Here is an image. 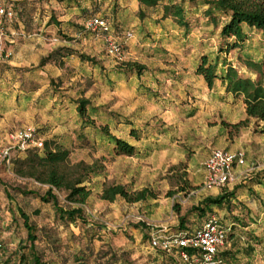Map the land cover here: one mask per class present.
<instances>
[{"label":"rangeland","instance_id":"obj_1","mask_svg":"<svg viewBox=\"0 0 264 264\" xmlns=\"http://www.w3.org/2000/svg\"><path fill=\"white\" fill-rule=\"evenodd\" d=\"M164 2L181 5L186 24L164 17L163 4L147 8L139 0H0L14 11L0 26L2 264H20L23 254L32 264L19 209L36 227L37 253L47 264H200L152 249L150 230L172 235L202 225L207 210L197 191L209 190L206 162L213 150L242 153L234 168L246 163L251 168L258 159L264 163V123L228 126L247 119L244 103L221 102L219 92L209 94L196 73L206 57L220 69L226 61L241 76L260 79L245 67L247 59L263 64L264 81V36L245 28L246 41L232 48L221 36L228 21L222 13L208 14L200 1ZM91 15L110 21L122 44L120 55H110L104 41L86 31ZM129 32L133 38L127 40ZM81 99L90 102L88 118L98 127L108 125L135 147L134 155L116 154L114 144L82 120ZM25 132L52 148L69 149L72 165L101 168L87 183L92 193L80 211L66 202L64 191L54 189L60 205L81 217L62 221L52 204L41 201L48 186L14 173L15 161L34 148V141L21 139ZM111 185L130 193L146 190L148 198L102 200L104 187ZM244 219L220 250L224 264H264V220Z\"/></svg>","mask_w":264,"mask_h":264},{"label":"trees","instance_id":"obj_2","mask_svg":"<svg viewBox=\"0 0 264 264\" xmlns=\"http://www.w3.org/2000/svg\"><path fill=\"white\" fill-rule=\"evenodd\" d=\"M164 1L165 0H139L140 4L147 8H156L159 4H163L162 9L164 17L171 16L180 24H186L184 21V8L181 5L172 2L165 3ZM189 1H200L203 5L209 7L207 10L208 14L212 15L214 11H217L228 18V21L222 27L221 36L232 41V43H227V45L232 48H238L246 41L247 33L245 32V28L255 29L264 36V0ZM93 16L96 15H91L88 19ZM244 64L249 71L259 75L260 79L253 80L241 76L239 71L234 68L231 63L226 61L224 62L222 69H220L218 64L211 63L206 57L202 58L196 69L197 75L204 78L209 89L212 90L216 81L220 80L226 85L228 93H231L235 98L243 101L247 119L237 124L228 125L235 129L245 127L250 120L264 123L263 64L247 59ZM89 105L90 102L85 99H81L78 102L77 111L82 120L88 126L101 132L102 140L113 143L116 154L125 156L134 155L135 147L114 136L108 125L98 127L94 120L88 118ZM43 148L44 153L41 154L39 150H42ZM43 148L27 149L26 157L15 161L14 173L20 178L32 179L41 185L48 186L47 192L40 197L41 201L45 204H52L59 219L72 222L77 216H82L80 212L77 211H80L81 207L86 205L92 193L91 189L87 186V183H89L91 178L100 176L101 168L97 167L96 164L87 165L84 162L72 165L70 162L71 151L63 148L61 145H55V147L52 148L50 143H44ZM54 189L57 191H64L66 193V202L69 205L77 206L78 210L76 211L75 209L62 207ZM21 194L37 195L32 191H21ZM119 197L131 203L142 202L147 200L148 191L143 190L130 193L122 185H111L104 187L101 194L102 200L111 203L115 202ZM225 198L226 196H223L219 199L212 200L211 203L220 204ZM19 213L28 233L27 241L30 244L29 248L32 254V264H47L42 261V258L37 253V229L31 223L30 216L22 209H19ZM39 213L38 210L35 211L36 215ZM182 228H184V224H182ZM174 253L176 254L177 252L175 251ZM222 258L224 261L225 259L223 256ZM28 262V257L23 254L20 264H28Z\"/></svg>","mask_w":264,"mask_h":264},{"label":"built area","instance_id":"obj_3","mask_svg":"<svg viewBox=\"0 0 264 264\" xmlns=\"http://www.w3.org/2000/svg\"><path fill=\"white\" fill-rule=\"evenodd\" d=\"M14 11L0 4V26L3 20H12ZM86 31L105 43L110 55H120L122 44L113 37V28L107 18L96 15L85 22ZM133 38L132 33L126 34V39ZM0 56V61H1ZM23 142H33L35 134L25 132L21 134ZM25 146V145H23ZM44 143L34 141V148L42 149ZM29 148V147H28ZM243 154H235L225 150H213L206 162L207 179L205 186L209 189L222 188L233 179V170L236 163L243 161ZM150 245L152 249L160 251H176L181 261L193 263L199 260L200 264H224L221 248L227 241L228 229L222 225L220 218L213 214L202 225L195 229L182 230L176 234L167 235L164 231L150 230ZM0 264H2L0 262Z\"/></svg>","mask_w":264,"mask_h":264},{"label":"crops","instance_id":"obj_4","mask_svg":"<svg viewBox=\"0 0 264 264\" xmlns=\"http://www.w3.org/2000/svg\"><path fill=\"white\" fill-rule=\"evenodd\" d=\"M197 76L202 78L203 85L208 88L204 78ZM208 90L209 94L217 90L219 92L217 98L221 102L242 101L228 93L226 85L220 80L216 81L212 90L209 88ZM259 161L260 159L251 168H248L249 163L244 166H236L233 170V179L225 190L212 188L197 191L198 194L201 193V196H203L202 199H199L202 202V209L207 210L204 221L215 214L220 218L222 225L228 229V234L229 231H231L230 234H234L237 227L245 225V216L247 219H251L253 224L264 220V163ZM223 196H226V198L222 203H211L212 200ZM229 256L234 259L235 255L229 253Z\"/></svg>","mask_w":264,"mask_h":264}]
</instances>
